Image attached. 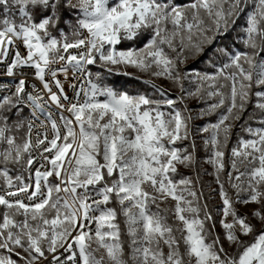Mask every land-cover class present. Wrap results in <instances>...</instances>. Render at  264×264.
<instances>
[{
	"label": "snow or ice",
	"instance_id": "1",
	"mask_svg": "<svg viewBox=\"0 0 264 264\" xmlns=\"http://www.w3.org/2000/svg\"><path fill=\"white\" fill-rule=\"evenodd\" d=\"M0 66V264H264V0H0ZM190 100L216 116L198 131L218 222L178 168L196 165Z\"/></svg>",
	"mask_w": 264,
	"mask_h": 264
},
{
	"label": "rangeland",
	"instance_id": "2",
	"mask_svg": "<svg viewBox=\"0 0 264 264\" xmlns=\"http://www.w3.org/2000/svg\"><path fill=\"white\" fill-rule=\"evenodd\" d=\"M243 23H244V19L242 17L239 21H237L238 30L233 34L234 37L232 38V40H230L229 42L224 41V43H231L233 40H235L234 46L231 49V51H233V52L245 50L244 44H242V46H241V43H243L242 36L238 37V34L243 33V28L240 27V25H243ZM66 33L68 35V38L71 40L73 38L72 33H71V29L66 31ZM202 59H203V61L199 62V64L197 63L198 59L189 60L186 67L191 68L194 65L196 70H199L201 72L206 71L209 74H212L215 71V69L204 58H202ZM218 65H219V62H217V66ZM126 71L129 73H132L133 76L141 77L145 80L149 79V77L146 74L141 73L134 68H127ZM105 76H107V74H105ZM124 77L132 80L131 90H129L127 88V86L125 87V85L123 86L122 89H117L115 87L116 90L124 91V92H127V93L132 94V95H135L137 93H148L150 95L154 94L153 90L149 87V85L141 82V80L134 79L130 76H124ZM153 83H155L161 87H164L166 89H169L173 96H176L179 94L178 90L172 88L170 82L163 79V78L153 79ZM196 86L197 85H196L194 77L191 79V81H185V88L188 91H194ZM211 102H212L211 100H209L207 102L190 100L188 102V107L193 109V116H194V119L192 121V133H193V136L196 140V145H197L196 165L194 168H184L183 166H178V168H179V172L182 176H190L193 179L197 190L203 192L204 196L206 197V200L205 201L202 200V202H207L209 210L212 212L214 219L218 222L221 218V214L217 212V209H219L221 207L222 201H221L220 196L218 195V192H217L218 185L216 183V179H215V175H214V168L211 164L206 162L208 156L210 155V151H208V152L205 151L203 140L205 137H207L208 134L207 133L201 134L198 131V129L205 126L206 124L215 122L216 116L204 117V118H195L196 114L198 112H200L202 108H206L207 104L211 103ZM240 124H241V121L236 122V125L233 128V135H232V138L229 142V148H231L236 143L238 136H244L245 138H248L247 135L241 131ZM253 126L255 127L256 125L253 124ZM185 143H187V142H185ZM196 170H197L198 179H199L198 182L194 177ZM179 178H180L179 176L176 177V179H179ZM199 187H201L202 189H199ZM161 207H164V205H161ZM253 207H255V206L249 205L246 207L244 205H237V209L241 213H247ZM253 222L255 223V221H253ZM215 232L217 234L223 235V229L220 227L219 223L216 224Z\"/></svg>",
	"mask_w": 264,
	"mask_h": 264
},
{
	"label": "trees",
	"instance_id": "3",
	"mask_svg": "<svg viewBox=\"0 0 264 264\" xmlns=\"http://www.w3.org/2000/svg\"><path fill=\"white\" fill-rule=\"evenodd\" d=\"M176 2L178 3V4H186V3H189L190 2V0H176ZM68 23V27L65 29V31H68V30H70L71 29V22H67ZM238 25V24H237ZM61 27H64V25L62 24L61 25ZM238 30V26H237V28H236V31ZM235 31V32H236ZM235 32H232L231 33V35H230V37H229V39L227 40L228 42L230 41V40H232V38L234 37L233 36V34L235 33ZM226 41V42H227ZM242 44L243 43H241V46H242ZM203 61V59L202 58H200V59H198V61H197V63L199 64V62H202ZM93 70V72H95V71H97V69L96 68H93L92 69ZM105 78H106V82L110 85V86H112V87H116L117 89H122L123 88V86L125 85V87L127 86V88L129 89V90H131V88H132V80H130L129 78H126V77H124L123 75H107V76H105ZM249 111H251V108H249ZM245 115H247V114H245ZM241 123H243V121H241ZM195 170V169H194ZM194 177H195V179L197 180V177H198V174H197V170H196V172H195V175H194ZM198 181H199V179H198ZM199 189H202L201 187H199ZM202 200H206V197L203 195V199ZM207 203V202H206Z\"/></svg>",
	"mask_w": 264,
	"mask_h": 264
},
{
	"label": "built area",
	"instance_id": "4",
	"mask_svg": "<svg viewBox=\"0 0 264 264\" xmlns=\"http://www.w3.org/2000/svg\"><path fill=\"white\" fill-rule=\"evenodd\" d=\"M0 67H2V66H0ZM4 79H8V78L5 77ZM93 227H94V225H93Z\"/></svg>",
	"mask_w": 264,
	"mask_h": 264
}]
</instances>
